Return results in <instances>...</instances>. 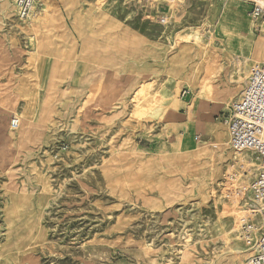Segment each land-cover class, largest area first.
<instances>
[{
	"label": "rangeland",
	"instance_id": "1",
	"mask_svg": "<svg viewBox=\"0 0 264 264\" xmlns=\"http://www.w3.org/2000/svg\"><path fill=\"white\" fill-rule=\"evenodd\" d=\"M205 1L176 0L175 10L155 0H42L36 14L57 9L60 20L41 28L33 64L31 31L11 0H0V103L16 99L23 114L36 88L44 103L24 117L5 118L0 106L1 139L15 134L14 119L30 132L0 163V264L249 263L264 224L251 193L260 160L238 151L227 164L237 150L222 114L253 68L249 40L261 37L245 16L222 32L223 5ZM196 32L230 56L216 78L236 90L219 102L223 146L211 138L178 142L196 90L183 81L195 62L180 64V38L194 43ZM150 82L168 110L137 119L134 97ZM171 95L181 101L177 110Z\"/></svg>",
	"mask_w": 264,
	"mask_h": 264
},
{
	"label": "bare ground",
	"instance_id": "2",
	"mask_svg": "<svg viewBox=\"0 0 264 264\" xmlns=\"http://www.w3.org/2000/svg\"><path fill=\"white\" fill-rule=\"evenodd\" d=\"M155 1L160 4H167L168 7L173 8L175 10H179L180 8L179 3H177L176 1H172V0H155ZM231 2L232 0H227V2L224 4V7L221 13L222 17L219 21V24L221 25L222 32H225L226 29L224 28H226V26H228L229 23L232 24L236 19L237 20L240 19V16H229L230 20L227 18L228 16H226V11H227L228 5ZM53 20L57 22L60 20L59 10L55 9L51 11L50 9H45L43 12L36 14L28 23L23 24V25H27V27L31 31L30 39L32 41L33 48L29 51L28 59L33 64H35L37 59H39V49L42 46V42L45 40L44 35L42 36L40 34V30L42 27H47L50 24V22H54ZM233 24H236V23H233ZM58 26L61 27V23H59ZM238 35L240 36V38L244 40L246 39V36H244V32L241 33L240 31ZM188 37L189 35H186L180 38V40L182 39L181 41L183 42L182 47H181L182 51L186 52V53H182L183 55L182 59L186 61H180V64L183 65L184 68H187L190 66L188 65V61L195 62V64H193L188 69L183 71L185 72L183 81L190 83L192 85H195L196 90L193 91V97L190 103V107H189V110H187L188 116L190 117L188 127L186 129L185 135L182 138L180 137V140H178V142L180 143L182 142L184 145H189L194 142L196 143V137H195L196 131H200V132L202 131V133H208L212 135L211 137L213 138L211 139L213 140L211 141L212 143H216L219 146L226 145L228 142L223 139L225 138L224 136L226 135V133L225 131L222 130V128H219L218 126L217 127L212 126L209 128V130H205L203 127L198 126L197 129L193 130L192 127L195 126L196 124L193 122L191 117L193 116V108H194V105L197 99L208 100L212 102H220L224 99L225 94L232 95L236 92L235 89L227 87L226 85L221 87V85L219 86V84L216 82L217 76L221 74V72L224 70L225 61L230 59L229 58L230 56L224 53V50L218 48L217 46H213L212 48L209 49L206 45H203L202 35L199 32H196L194 35V40H193L194 43L192 42L188 43L189 41ZM262 37L264 36H261V38ZM209 39L211 40V42L214 41L213 36H209ZM252 41H253L252 39L249 40V50L252 47H255L254 55H253L254 57L251 59V63L253 64V67H256L260 63L263 62V59H260L259 57H257V43L255 44ZM36 89H34L33 91V102L27 104V109L23 111V114H19L16 111V99H8V100L2 101V103H0V106L3 108V111L5 112L4 117L9 118L10 117L9 113H12L17 117L20 115L24 117V114L27 115L26 113L30 111L31 109H34L35 111L36 109L40 110L43 107L44 103H43V99L41 96H39L40 99H38V97L35 95L38 91ZM125 90H124V93H125ZM39 91H38L39 95L40 93H42L43 95V92L42 91L39 92ZM166 100H167V97L162 95L158 90L154 89L153 82H150L149 86L144 91H142V93L139 96L134 97V101L132 103L133 115L137 119H143L152 114L163 115L164 112L168 110V107L165 104ZM168 100H169L168 106H171L172 108L177 110L181 102L178 99V97L171 95L169 96ZM3 118H1V120L4 121ZM28 118L29 117H25V121L29 120ZM14 120H17V119H14ZM24 129L25 128L16 130L15 134H12V132H8L7 133L8 136L6 138L1 139L0 137V146L4 145L3 148L0 149V163L5 160L6 156L14 152L15 145H17L18 147L19 145H22L29 139L30 132L24 133ZM190 129H192L193 132H189ZM5 139L6 141L4 143ZM235 155L236 157H231L229 159L230 160L229 163L227 164L232 163L231 161L232 158H233V161H236L238 159V155H240V152L236 151ZM239 162H243L244 164H246L245 166L246 170L248 171L252 170L253 166L248 165L249 163L245 161L244 159H240ZM230 179L232 180V178ZM241 264H250V261L249 263L244 262Z\"/></svg>",
	"mask_w": 264,
	"mask_h": 264
},
{
	"label": "built area",
	"instance_id": "3",
	"mask_svg": "<svg viewBox=\"0 0 264 264\" xmlns=\"http://www.w3.org/2000/svg\"><path fill=\"white\" fill-rule=\"evenodd\" d=\"M41 1L11 0L18 23H28L44 6ZM241 1L251 5L248 16L251 33L254 37L264 36V0ZM222 122L227 129L231 148L237 151H250L259 156L260 168L251 185V193L254 203L259 208V214L264 216V61L251 69L240 97L222 114ZM18 128L19 121L12 120L10 129L16 131ZM250 264H264V224L253 246Z\"/></svg>",
	"mask_w": 264,
	"mask_h": 264
},
{
	"label": "crops",
	"instance_id": "4",
	"mask_svg": "<svg viewBox=\"0 0 264 264\" xmlns=\"http://www.w3.org/2000/svg\"><path fill=\"white\" fill-rule=\"evenodd\" d=\"M203 1H204V3L206 2L205 0H199L198 2H203ZM218 1H220V3H219L220 5H223L222 8L224 7V4L227 2V0H218ZM228 8L230 10V11L229 10L228 11L232 13L231 16H245L248 18L249 12L251 11V5L248 4L247 2L241 1V0H234V3H230L228 5ZM260 39H264V37L259 38L258 40H260ZM252 42L255 43L254 41H252ZM256 43H258V41ZM259 58L264 60V56L259 57ZM222 112H223V109H222L221 104L219 102H212V101H208V100L197 99L195 102L194 108H193V116L191 117L193 122L196 125L193 126L192 129L195 130V129H197L198 126H200V127H203L205 130H209V128L212 126H214V127L219 126L215 121L217 120L218 116H220V114ZM186 119H187V121L181 120V122L177 125V127H182V129H184L185 132H186V129L188 127L189 120H190V117L188 116V111H187ZM192 129H190L189 132H193ZM179 130H181V129L178 128V131ZM6 134H7V132H6ZM195 137H196V139L211 138L212 135L208 134V133H202V131L201 132L196 131ZM5 141H6V139L4 140V143H5ZM3 146L4 145H1L0 149H2Z\"/></svg>",
	"mask_w": 264,
	"mask_h": 264
}]
</instances>
